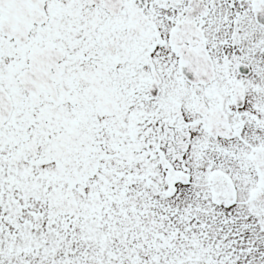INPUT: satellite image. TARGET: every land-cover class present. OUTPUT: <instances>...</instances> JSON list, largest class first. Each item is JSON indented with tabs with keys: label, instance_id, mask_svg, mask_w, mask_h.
I'll use <instances>...</instances> for the list:
<instances>
[{
	"label": "snow or ice",
	"instance_id": "6c2138e0",
	"mask_svg": "<svg viewBox=\"0 0 264 264\" xmlns=\"http://www.w3.org/2000/svg\"><path fill=\"white\" fill-rule=\"evenodd\" d=\"M0 264H264V0H0Z\"/></svg>",
	"mask_w": 264,
	"mask_h": 264
}]
</instances>
